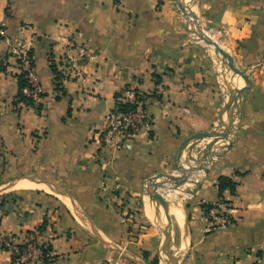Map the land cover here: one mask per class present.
I'll return each mask as SVG.
<instances>
[{
  "label": "crops",
  "instance_id": "1",
  "mask_svg": "<svg viewBox=\"0 0 264 264\" xmlns=\"http://www.w3.org/2000/svg\"><path fill=\"white\" fill-rule=\"evenodd\" d=\"M198 10L225 30L233 63L251 85L230 147L171 203L181 213L179 224L171 213L180 264H264V0H198ZM0 31V237L43 224L46 264H150L158 243L122 205H132L151 177L172 171L185 139L222 120L233 83L239 90L245 79L227 81L214 67L173 0H0ZM20 46L33 56L39 109L17 101L11 52ZM52 66L66 76L57 79ZM125 88L145 96L148 124L114 148L101 135ZM219 177L234 183V193L220 195ZM219 199L236 222L211 230L204 208ZM10 260L0 249V264Z\"/></svg>",
  "mask_w": 264,
  "mask_h": 264
},
{
  "label": "rangeland",
  "instance_id": "2",
  "mask_svg": "<svg viewBox=\"0 0 264 264\" xmlns=\"http://www.w3.org/2000/svg\"><path fill=\"white\" fill-rule=\"evenodd\" d=\"M178 1L182 3L184 7L183 11H181L179 8L178 9H179L180 17L185 22V25L187 27V31H188L187 35L190 36L191 39H193V41L198 46H200L201 49L208 55V57L211 59L212 63L214 64V67H216L218 71L219 70L223 71L227 75V77H229L227 81L230 80L231 77L237 78L238 76L234 74L233 71L230 69L228 60L224 58L214 47V45H218L228 55H230V50L225 46L224 43V37L226 35L225 30L223 28L212 27L209 22L206 23L204 21L203 15L200 14L198 10V0H178ZM236 68L238 67L236 66ZM239 70L242 71L241 69ZM244 82L246 85H248L246 81ZM234 83L232 88L233 90L231 89L232 95H230V99L232 100L231 106H228V108L225 109L222 120L219 123H217V125H215L211 131L206 133L209 137L203 138L199 142L190 141L186 145V147L182 151L180 159H176L174 168L168 174L172 178L171 179L160 178L156 181L154 180L146 181L144 185V190L142 191V195L138 197L137 200L133 202L132 205L129 203L122 205L125 206L127 209L132 210V213L128 212L127 216L129 214L132 215L131 219H133V221L136 223L138 229H151L150 233L151 235H154L153 238L155 239L156 243H158L156 256L155 258L152 259L153 261H151L150 264H154V261L156 259H157V264H166V262L168 264H172V263H169L170 261L168 259V254L163 248V244H164L163 241L166 235L162 233L160 229L162 228L161 227L162 225L159 222L160 220H158L155 216V211L157 209L155 211L153 210L150 217L149 215H147L145 211V204L147 203L156 204L150 201V198L146 191L147 190L152 191L153 186L158 183L157 184L159 185L158 192H160L163 195L164 199L166 200L169 206L172 203V201H176L178 198L183 199V194L187 193L188 188H193L195 183L203 178L204 174L206 173L210 165L211 157L215 153H217V151L220 152L222 148H224L226 145L231 143V138L234 136L237 127L240 125L239 114H240V105H241L242 97L238 96L237 93L238 89H236L239 86V84H237L236 82ZM223 136H228V140L227 141L218 140L213 145L212 150L210 151L211 156L204 158L203 151L206 150V146L212 141V139ZM177 181H180V183L183 184L179 185L176 183ZM163 188H165V190ZM157 205L158 204H156V206ZM152 215H154L155 217ZM167 221L169 224V229L172 237L171 251L173 255L175 254V257L176 259L179 260L178 262L180 264V260L183 256L184 250L183 247L178 245L177 242L178 237L175 230L176 223L171 213H168ZM162 258L165 261H163Z\"/></svg>",
  "mask_w": 264,
  "mask_h": 264
},
{
  "label": "built area",
  "instance_id": "3",
  "mask_svg": "<svg viewBox=\"0 0 264 264\" xmlns=\"http://www.w3.org/2000/svg\"><path fill=\"white\" fill-rule=\"evenodd\" d=\"M0 35L3 32L0 31ZM87 47L82 46L79 51L86 54ZM11 56L15 60L19 74L29 83V87L23 89V93L34 103L42 97V87L32 81L34 75V60L30 50L20 46L12 50ZM71 63V60L69 61ZM60 77L66 76L65 70H58ZM18 74V75H19ZM25 104L23 100H17ZM118 101L128 104L129 107L121 110L117 106L110 111L105 119V128L102 131V141L110 147L118 148L125 141L133 138L143 127L148 124L144 112L145 96L132 89L125 88L119 94ZM204 216L208 221L211 230L233 225L236 221L232 215V207L228 202L219 199L216 203L204 208ZM49 243L44 239L39 230L25 233L18 237H0V249L9 250L11 260L8 264H44L43 259L47 256L51 258L48 251Z\"/></svg>",
  "mask_w": 264,
  "mask_h": 264
},
{
  "label": "water",
  "instance_id": "4",
  "mask_svg": "<svg viewBox=\"0 0 264 264\" xmlns=\"http://www.w3.org/2000/svg\"><path fill=\"white\" fill-rule=\"evenodd\" d=\"M178 6V8L183 11L184 10V7L182 5V3H180L178 0H174ZM214 47L216 48V50L224 57L228 60L229 62V65H230V69L233 71L234 74L236 75H239L241 77H243L245 79V81L247 82V86L246 87H243L241 89H239L237 91L238 93V96L241 97L242 96V93L248 89L251 85V81L250 79L248 78L247 75H245V73H243L242 71H240L238 68H236V66L234 65L233 63V60H232V57L230 55H228L220 46L218 45H214ZM206 137H209L206 133H198L196 135H193L191 137H188L187 139H185L183 141V143L181 144L178 152H177V157L176 159H180L181 157V154H182V151L184 150V148L186 147V145L190 142V141H194V142H199L201 141L203 138H206ZM218 140H222V141H227L228 140V136H223V137H216L214 139H212V141L206 146V150L203 151V156L204 158L208 157V156H211L210 154V151L212 150V147L213 145L218 141ZM230 147V144L226 145L224 148H228ZM175 166V165H174ZM160 178H168V179H171L172 177L169 176L168 174H156L155 176L151 177L149 180L152 181H156ZM177 184H183V183H180V181H177L176 182ZM200 183L199 182H196L195 185H199ZM161 185V184H160ZM158 187L159 185L155 184L153 186V189L152 191L150 190H147V194L150 198V201L153 202V203H156V204H159L165 211H167L168 209V203L166 202V200L164 199L163 195L158 192ZM156 213H157V219L160 220V213H159V210L157 209L156 210ZM171 232H170V229L166 235V237H164V244H163V248L164 250L167 252L168 254V259L170 261V263L172 264H179V260L174 258V255L172 253V251L170 250V248H166L170 239H171ZM173 260V261H172ZM172 261V262H171Z\"/></svg>",
  "mask_w": 264,
  "mask_h": 264
},
{
  "label": "trees",
  "instance_id": "5",
  "mask_svg": "<svg viewBox=\"0 0 264 264\" xmlns=\"http://www.w3.org/2000/svg\"><path fill=\"white\" fill-rule=\"evenodd\" d=\"M30 54H32L31 51H30ZM52 68H53V72H55L56 75H59V73H57V69L54 66H52ZM56 78L58 79L59 77L56 76ZM17 79H18V95H17V100H23V101H25V104L26 105H33L37 109H39L40 108V105L34 103L30 98H28L23 93V89L25 87H29L30 86L29 83L26 81V79H24L23 75H21V74H19L17 76ZM58 86L59 85H57L56 88H59ZM42 96H43V94H42ZM118 97H119V94H116L115 95V98H116V106L118 107V109L124 110V109L128 108L129 105L128 104H124V103H120L118 101ZM217 188H218V191H219L220 195H222L223 191L226 190V189L230 190L231 193H234V191H235V185H234V183L229 178H227V177H219L218 182H217ZM38 230L39 231H42L43 230V224H42V226H40V228ZM29 233H31V232H27V234H29ZM47 250L50 251V247H48ZM50 260H49V257L46 256L43 259V263L44 264L49 263ZM154 264H157V259L154 261Z\"/></svg>",
  "mask_w": 264,
  "mask_h": 264
},
{
  "label": "bare ground",
  "instance_id": "6",
  "mask_svg": "<svg viewBox=\"0 0 264 264\" xmlns=\"http://www.w3.org/2000/svg\"><path fill=\"white\" fill-rule=\"evenodd\" d=\"M240 78V77H239ZM238 81V80H237ZM239 81H240V79H239ZM238 81V82H239ZM235 84V83H234ZM238 84V83H237ZM239 84H241V83H239ZM239 86H241V85H239ZM238 86V87H239ZM230 115H231V113H230ZM233 115V114H232ZM233 117V116H232ZM158 184V183H157ZM161 184V183H160ZM152 186H153V184H152ZM164 187V186H163ZM167 187V186H166ZM150 189H152V188H150ZM164 190H165V188H163ZM178 191V190H177ZM165 192V191H164ZM175 194H176V192H175ZM170 197V196H169ZM177 197V196H176ZM175 197V198H176ZM178 198V197H177ZM179 200V199H178ZM177 200V201H178ZM179 203V202H178ZM169 204H170V202H169ZM146 206H145V210H146V213H147V215H149V217H150V215L152 214V212H153V210L155 211V209H158L159 210V213H160V224L162 225L161 227L162 228H160L161 229V231H162V233L163 234H165V235H167V233H168V231H169V224H168V221H167V218H168V213H172V214H174V216L176 217V221H177V223L179 224L180 223V221H181V213H180V210H179V208L177 207V205H175V204H170L169 206H168V209H167V211H165L164 212V210H163V208L161 207V206H156V204H149V203H147V204H145ZM178 205H181V204H178ZM156 212V211H155ZM181 212H183L182 210H181ZM145 214V213H144ZM182 215H184L183 213H182ZM152 216H154V215H152ZM156 216V215H155ZM154 216V217H155ZM170 220V219H169ZM171 226V225H170ZM182 226V225H181ZM182 228V227H181ZM176 230V229H175ZM182 230H184V229H182ZM182 234V233H181ZM180 234V235H181ZM166 237V236H165ZM185 240V239H184ZM164 242V241H163ZM162 246V245H161ZM171 247H172V244H171V239H170V241H169V243H168V245H167V247L166 248H170V250H171ZM184 250V249H183ZM181 253V252H180ZM178 254V253H177ZM161 255V254H160ZM163 255V254H162ZM161 258V257H160ZM164 258V257H163ZM162 258V259H163ZM174 258H176L175 257V254H174ZM178 258V257H177ZM161 261V260H160ZM163 261H165L164 259H163ZM173 261V260H172ZM171 261V262H172ZM170 263V262H169ZM166 264H168L167 262H166Z\"/></svg>",
  "mask_w": 264,
  "mask_h": 264
}]
</instances>
